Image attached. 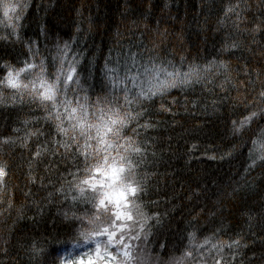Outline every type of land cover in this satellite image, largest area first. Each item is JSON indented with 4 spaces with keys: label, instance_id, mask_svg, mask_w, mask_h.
Returning <instances> with one entry per match:
<instances>
[{
    "label": "trees",
    "instance_id": "obj_1",
    "mask_svg": "<svg viewBox=\"0 0 264 264\" xmlns=\"http://www.w3.org/2000/svg\"><path fill=\"white\" fill-rule=\"evenodd\" d=\"M27 3L19 39L10 35L0 12V36L8 37L0 40V79L8 70L5 65L19 68L30 59V47L39 50L38 60L49 55V50L54 53L57 42H67L74 53L81 54L79 73L86 81L83 87H94L93 99L101 89L109 54L110 66L119 60L121 70L120 57L129 52H144L145 59L152 55L170 60L177 67L183 57L185 69L191 62L228 63L227 74L209 73L201 84L172 89L145 104L147 114L138 124L151 127L139 128L138 139L147 146L146 164L139 171L147 174L143 203L150 207L145 211L159 216V223L149 221L152 235L147 247L153 256L167 260L179 255L172 252L173 246L195 229L198 241L213 235V242L240 239L247 247L239 249L233 264H264V163L246 171L251 142L232 131L234 121L238 125L257 108H264L258 101L246 108L264 90V0ZM236 4H240L238 11L242 9L238 27L233 23L236 16L224 18V10ZM0 95L7 98L0 104V163L7 167L0 186V264H59L65 247L73 241L66 234L63 214L84 211L82 205L79 210L73 206L67 183L72 179L68 173L76 167L71 157L62 160L52 155L54 133L43 119V108L27 100L23 105L13 104L10 89L0 88ZM161 105L168 110H161ZM25 120L30 123L25 125ZM259 123L264 127V120ZM134 127L136 122L129 134ZM38 130L51 134L26 141L28 133ZM4 140L13 143L4 144ZM38 146L50 150L36 161L32 153ZM60 188L62 192L57 191ZM34 241L44 249L35 258L31 253ZM160 244H166L168 251ZM233 254L225 249L229 260ZM214 257L215 253L209 255L206 264H213Z\"/></svg>",
    "mask_w": 264,
    "mask_h": 264
},
{
    "label": "snow or ice",
    "instance_id": "obj_2",
    "mask_svg": "<svg viewBox=\"0 0 264 264\" xmlns=\"http://www.w3.org/2000/svg\"><path fill=\"white\" fill-rule=\"evenodd\" d=\"M28 7L27 0H0V12L11 30L10 35L17 39ZM238 9L240 4L230 5L224 10L225 19L237 17L233 22L237 27L242 11ZM2 39L8 37L0 36ZM29 52L30 59L25 60L22 67L5 65L8 70L0 79V88L13 91V104L23 105L27 100L43 108L46 113L43 119L51 125L54 133L52 155H59L62 160L71 157L76 167L75 172L68 173L72 179L67 183L70 193H73V206L79 210L82 205L84 211L79 215L76 211L63 214L66 234L73 241L70 247H65L59 264H206L212 253H215L213 264H233L239 249L247 247L241 244L240 239L213 242V235L198 241L195 229L188 231L186 237L173 246L172 252L179 255H170L167 260L159 254L152 255L153 250L147 247L152 235L149 221L159 223V216H149L145 211L150 207V204L143 203L148 191L147 174L142 176L139 170L146 164L147 146L138 139L139 128L151 127L147 123L138 124L147 114L146 103H154L155 97L163 98L172 89L201 84L209 73L227 74L228 63L212 60L201 65L191 62L185 69L183 57L181 66L177 67L170 60L165 62L152 55L145 59L144 52H129L120 57L123 60L121 70L119 60L116 66H110L109 54L102 69L101 89L93 99L91 91L95 89L83 87L86 81L79 73L81 61L78 57L81 54L74 53L72 45L57 42L54 53L49 50V55L38 60V49L32 51L30 47ZM49 68L54 71L50 72ZM6 99L0 95V104ZM257 101L264 104V90L246 108L254 106ZM138 108L141 111H137ZM161 110L168 109L161 105ZM262 120L264 108H257L238 125L233 122V135L246 136L252 145L249 149L251 163L246 171L256 167L258 162L264 163V127L259 123ZM133 122L137 127L131 128L129 134ZM29 123L24 121L25 125ZM49 134L38 130L28 133L25 139ZM3 143L13 141L4 140ZM49 150L38 146L32 157L39 161ZM6 177L7 167L0 163V186L4 185ZM57 191L62 192L63 188ZM189 227H192V222H189ZM160 248L168 251L166 244H160ZM225 249L234 251L230 260L225 256ZM43 252L44 249L37 248L34 241L31 246L33 258ZM73 256L77 258L72 259Z\"/></svg>",
    "mask_w": 264,
    "mask_h": 264
},
{
    "label": "rangeland",
    "instance_id": "obj_3",
    "mask_svg": "<svg viewBox=\"0 0 264 264\" xmlns=\"http://www.w3.org/2000/svg\"><path fill=\"white\" fill-rule=\"evenodd\" d=\"M13 2H15V0H13ZM77 257L76 256H73L72 259H76Z\"/></svg>",
    "mask_w": 264,
    "mask_h": 264
}]
</instances>
